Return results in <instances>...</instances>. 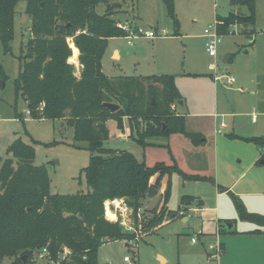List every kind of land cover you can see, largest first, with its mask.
Here are the masks:
<instances>
[{"label": "trees", "instance_id": "obj_1", "mask_svg": "<svg viewBox=\"0 0 264 264\" xmlns=\"http://www.w3.org/2000/svg\"><path fill=\"white\" fill-rule=\"evenodd\" d=\"M125 1L0 0L3 54H12L10 43L18 2L25 3V13L30 19L25 53L18 58L19 71L13 81L15 102L21 98L32 119L60 122V130L71 131L73 144L69 145L81 149L76 144L84 143V149L90 154L88 164L80 171L87 190L59 195L50 192L46 168L33 164L32 145L17 138L7 146L6 157L0 158V261L39 264L37 255L46 248L48 255L43 261L47 264H108L98 260L99 248L105 243L127 242L133 238L117 222L106 220V201L123 199L135 218L146 199L147 189L151 186L157 190L164 175L177 173L188 181L204 179L184 174L175 165L156 162L147 166L128 151L104 148L109 139L107 122L114 120L120 128L123 118L128 119L131 133L135 131V141L141 147L151 146L147 138H167L172 134L185 135L194 144L201 138L187 133L184 116L170 108L182 100L173 76L110 77L102 72L101 59L108 40L127 36L113 18L120 3ZM161 1L176 24L173 0ZM227 1L230 7L227 15H215L218 33L227 34L235 24L253 32L248 28L254 27L255 4L259 0ZM100 5L104 6L102 14L96 11ZM242 9L246 14L240 13ZM69 38L79 52L82 67L79 77L68 62L72 48L67 42ZM7 80L0 63V88ZM103 103L115 104L118 110L111 113ZM15 115L21 119L16 112ZM139 119L144 124L142 130ZM233 137L264 146V137ZM260 161L264 162V154ZM153 177L155 180L151 183ZM169 194L168 182L163 194L165 203ZM231 197L238 218L255 224L264 234V216L245 211L241 202ZM188 200L189 197L183 196L181 203L186 205L190 203ZM166 212L170 218L178 215L177 211L169 212L162 206L161 213L147 226L160 224ZM224 222H218V227H231V220ZM63 248L71 253L59 261Z\"/></svg>", "mask_w": 264, "mask_h": 264}, {"label": "rangeland", "instance_id": "obj_2", "mask_svg": "<svg viewBox=\"0 0 264 264\" xmlns=\"http://www.w3.org/2000/svg\"><path fill=\"white\" fill-rule=\"evenodd\" d=\"M260 4L258 9L261 19L256 20L255 15L253 32H247L245 27L237 24L229 27L228 31L232 34L223 35L217 45L216 56L209 57L204 47L203 32L214 25L215 14L227 15L230 9L227 0H173L176 24L168 16L161 0L122 2L113 15L117 22L127 23L131 28L137 27L142 31H165L166 36L152 40L143 37L131 38V45H127L126 37L110 40L101 59L102 72L110 77L173 76L180 84L182 97L189 101L191 111L209 113L217 100L218 111L229 113L228 105L231 103L236 116L223 117L222 121L228 124L232 120L235 131L242 132L243 128H247L244 120L247 123L257 124L264 120L262 116L264 107L259 104L264 103V25L261 24H264V10H261L263 5ZM96 11L102 14L104 6H98ZM240 13L244 15L246 10L242 9ZM136 16L139 19L136 20ZM29 27L30 19L25 13V3L18 2L14 11L13 39L10 43L12 54H3L0 47V63L8 77L4 86L0 88V158L4 159L7 146L20 138L24 143L34 147L33 164L43 165L46 168L52 194L71 195L79 191L84 192L87 188L80 171L88 164L90 157L89 152L84 149L86 145L76 144L81 149L72 147L69 145L73 144L71 131H66L64 128L60 130V122L32 119L27 113V105L24 101L18 98L15 102L13 81L19 71L18 58L25 53ZM67 42L70 48L74 46L70 38ZM114 49L119 51L118 59L116 54L111 57ZM70 64L74 67L75 76L79 77L82 68L79 61ZM222 72L231 76L234 83L233 86H227L226 78H222L216 83V94L214 73L221 76ZM184 74L186 76H183ZM15 112L21 116V119L16 118ZM242 112L247 113L245 119L240 114ZM139 122L142 130L143 121L139 119ZM107 126L111 137L104 144V148L128 151L147 166L164 162L168 166L175 165L184 174L187 172L188 175L198 174L214 179L208 146L195 148L197 143L192 145L191 138L170 135L171 137L167 138H147L145 140H148L151 146L141 147L135 141L137 139L135 131L131 133L127 118L122 119L120 128L116 126L114 120H109ZM188 132L190 133V130ZM121 134L124 141L121 140ZM182 142L188 145L189 151ZM196 169L199 173L195 172ZM175 188L176 185L173 186V192ZM192 190V193H197L195 188ZM203 197L207 201L208 208L215 207L214 194L211 190L205 191ZM223 199L227 200L233 215H236L230 198L224 196ZM169 202L172 207L177 204L176 196L171 197V187ZM219 204L222 214L221 200ZM156 207L158 208L150 210L145 208L149 214L145 216L144 221H137L136 217L127 213L129 220L127 224L133 226L132 231L127 234L131 235L133 240L103 244L98 250V260L101 263L105 261L108 264H126L123 259L129 257L135 259V264H158L156 256L160 255L166 260V264H209L201 244L192 245L191 238L197 241V234L202 233L200 227L202 218V229L212 231L217 214L212 211L207 214L199 213L191 217L187 224H182L178 219L163 227L161 224L147 226L158 210H162L159 205ZM177 212L180 213V210ZM121 214H117L116 221L107 218L110 222L118 224L126 220ZM118 225L124 232V226ZM129 242H133L136 247L134 248L133 244L126 247ZM9 263L8 259L0 261V264ZM39 264H47V262L42 260Z\"/></svg>", "mask_w": 264, "mask_h": 264}, {"label": "crops", "instance_id": "obj_3", "mask_svg": "<svg viewBox=\"0 0 264 264\" xmlns=\"http://www.w3.org/2000/svg\"><path fill=\"white\" fill-rule=\"evenodd\" d=\"M259 3H261L260 5H263V9L261 10H264V0L257 1L255 4L256 20L261 19L260 12L258 9ZM137 19H139L138 16H136V20ZM261 24L264 25L263 23ZM252 29H254V27H252ZM248 30H251L250 27L248 28ZM110 40H108V44ZM73 50L77 51L76 61H78L79 52L76 48L72 46V56H74ZM115 54L117 55L118 59L120 57V54L119 51L116 49L112 51L111 57L113 58ZM183 76L186 75L184 74ZM174 85L178 89L182 97L179 82H176V80H174ZM214 85L215 93L217 94V85L215 82ZM239 91L240 93H243L242 90ZM181 101L182 105H175L174 110L176 111V113L184 116L185 128L187 133H189L188 130H190V133L196 134L197 136H201L200 140L196 142L197 146L195 148H199L200 146H208V150L210 151V158L213 165L212 174L214 176V179L198 174H193L201 176L204 179L201 181H188L184 180L177 173H172L169 176L166 175L160 181V187L156 190V196L154 198L152 197L153 199H148L146 197V199L143 201L142 207L150 210L158 208L156 206L159 205V208L165 206V208L169 212H175L180 210V212L185 211V213L188 209L197 208V211L195 213H192V216L189 214V217H187V213L185 216L182 217L176 216L174 218H170L169 222L161 224L162 227L178 219L181 220L182 224H187L191 217H195L199 213L207 214L212 211L216 213L217 216L222 217L218 218L216 216L215 220L217 221L214 220L213 223L216 224L215 227H213L212 231H204L202 229V218L200 220V227L202 233L200 234L203 235L197 237V241L195 244H191H201L206 259V250L207 245L209 243H214L215 241H218L220 245L222 244V255L217 260L216 264H264V234L260 233L262 229H260L255 224L242 221L238 218L237 210L231 197L234 196L236 199H238L243 205L245 211L252 214L264 216V162L263 164H261L262 161H260V158L264 154V146L261 147L253 144L252 142H247L242 139H237L233 137H264V120L263 122L258 124L256 122L247 123L244 120V124L245 126H247V128H243L242 132H237L235 131L234 122L232 120L228 124L222 121L223 117L235 118L234 116L236 115L232 110L233 105L231 103L228 105L230 107L229 113H226L225 111L219 112V105L216 100L213 103L210 112L203 114L191 111L190 103L185 98L182 97ZM259 104L264 107V103ZM240 114L243 116L244 119L247 116V113L244 112ZM262 116H264V114H262ZM208 118H212V120H205ZM207 130L209 131V133H207ZM226 130H229L230 132H225ZM171 136L185 137V135L182 134H172ZM110 137L111 136L109 131V139ZM120 137L121 140L124 141L122 134L120 135ZM182 143L185 146V149H187L188 145L184 142ZM192 145L196 144L192 143ZM195 172L199 173V170L196 169ZM154 180L155 177L151 179V183H153ZM168 182L170 183L171 187V197L176 196L177 200V204L174 207L170 205L169 199L166 203L164 202L163 194ZM210 184L212 186H209ZM174 185H176L175 190H177V192L175 190L173 192ZM196 186L198 188H196ZM193 188L197 190L196 194L192 193ZM208 189L211 190L214 194L215 207L212 208H208L207 201L205 200V197H203L204 192ZM183 196L189 197L190 200L188 201H190V203L186 205L182 204L181 198ZM224 196H228L230 198L233 207L236 211L237 217L236 215H233V211L229 203L227 204V200L223 199ZM220 200L222 204L221 210H223L222 214L220 211ZM163 203H165V205H163ZM196 203H199V205H196ZM225 220L232 221L231 227L227 226L226 228L225 226L224 229L218 230V222L225 224ZM220 231L222 232L220 233ZM125 246L127 247V244ZM156 258L158 260V264H166V260L162 256L157 255ZM104 262L105 261H103V263Z\"/></svg>", "mask_w": 264, "mask_h": 264}, {"label": "built area", "instance_id": "obj_4", "mask_svg": "<svg viewBox=\"0 0 264 264\" xmlns=\"http://www.w3.org/2000/svg\"><path fill=\"white\" fill-rule=\"evenodd\" d=\"M233 26H235V25H233ZM117 27L119 29H121L122 31L127 33L126 38H127V44L128 45H131V38L134 39L137 37H143V38L152 40L156 37H162V36L166 35L165 31H160V32L142 31L139 28H131L129 26V24H127V23H118ZM227 34H232V33H229V31H228ZM222 36H223L222 34L218 33L215 23L213 26H210L208 29L204 30V32H203V37L205 38L204 47H205V50H206L209 57H215L216 56V48H217V45L221 42ZM248 41L251 43V39H249ZM222 78H226V85L227 86L233 85L234 79L231 76H229L228 74L222 72L221 76H217L216 73H214V82L215 83L219 82ZM170 108H171V110H174L175 105H171ZM107 211H109L111 214H113V216H114L113 221H116V217H117L118 213L119 214L123 213V215L121 214V216H123V217L125 216L126 220H122L118 224H120L121 226H124V228H125L124 232L125 233L132 231L133 226L130 223L127 224L129 221L127 213L130 214V216H133V212L131 209H129L126 206V204L123 200L113 199V200H108L104 203L105 218L107 221H109L107 218L108 217ZM196 211H197V208H191V209H188L186 213H185V211L178 213L177 216L182 217L188 213L187 217H189V214L195 213ZM160 213H161V209H159L156 214L159 215ZM167 213L168 212L165 213L163 220L160 224L169 222L170 217L168 216ZM148 214H149V212H147L144 207H141V208L137 209V211L135 213V217H136L135 220L144 221L145 216H147ZM221 229H222L221 227H218V230H221ZM130 233H132V232H130ZM191 243L195 244L196 239L191 238ZM130 244H133V242L127 243V246H129ZM133 247L134 248L136 247L135 244H133ZM70 253H71L70 250H68L67 248H63L60 252L59 261L67 258L70 255ZM206 253H207V261L210 264H216L217 260L222 255V247H221L220 243L218 241H215L214 243H209L207 245ZM47 255H48V252H47L46 248L42 249L41 252L38 253V255H37V259H36L37 262L39 263L42 260H44ZM123 262L126 264H135L136 263L135 259L129 258V257H124Z\"/></svg>", "mask_w": 264, "mask_h": 264}, {"label": "water", "instance_id": "obj_5", "mask_svg": "<svg viewBox=\"0 0 264 264\" xmlns=\"http://www.w3.org/2000/svg\"><path fill=\"white\" fill-rule=\"evenodd\" d=\"M250 29L252 30V27H250ZM152 103H154V101L152 100ZM177 105H182V101H178ZM103 107H105L106 109H108L111 113L115 112L118 110V106L112 103H103L102 104ZM164 127V125H163ZM261 164H263V161L261 162ZM157 194L156 189H154L153 187H149L147 189V193H146V197L148 199H151L153 196H155ZM23 260L25 259V256L22 258ZM105 263V262H104Z\"/></svg>", "mask_w": 264, "mask_h": 264}, {"label": "bare ground", "instance_id": "obj_6", "mask_svg": "<svg viewBox=\"0 0 264 264\" xmlns=\"http://www.w3.org/2000/svg\"><path fill=\"white\" fill-rule=\"evenodd\" d=\"M73 52H74V56H72V57L69 59V62H71V63H73V64H76V63H77V61H76L77 51H76V50H73ZM107 216H108V218H110V219H113V218H114L113 214H111L109 211H107Z\"/></svg>", "mask_w": 264, "mask_h": 264}]
</instances>
